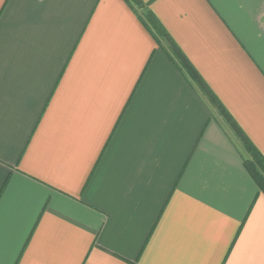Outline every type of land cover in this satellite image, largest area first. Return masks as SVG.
I'll use <instances>...</instances> for the list:
<instances>
[{
  "label": "crops",
  "instance_id": "1",
  "mask_svg": "<svg viewBox=\"0 0 264 264\" xmlns=\"http://www.w3.org/2000/svg\"><path fill=\"white\" fill-rule=\"evenodd\" d=\"M264 158V0H139ZM125 0H0V264H264L229 121Z\"/></svg>",
  "mask_w": 264,
  "mask_h": 264
},
{
  "label": "trees",
  "instance_id": "2",
  "mask_svg": "<svg viewBox=\"0 0 264 264\" xmlns=\"http://www.w3.org/2000/svg\"><path fill=\"white\" fill-rule=\"evenodd\" d=\"M128 4H130L131 7H135L140 10V20L142 24L145 25V27L155 36L164 37L166 39L167 35L163 32L160 25L155 20L154 16L149 12H144L145 5L142 4L139 0H125ZM171 47V53H172V60L177 62V65L186 72L188 77L194 81L199 88L203 91L205 96L209 99V101L214 104L219 112L229 121L231 127H233L236 132L240 135L244 145L245 149L250 155V160L244 162V167L246 171L251 176L252 180L258 187L259 191L264 195V158L249 144L247 139L242 136L241 132L236 128L235 124L232 122V120L228 117L226 112L223 110V108L217 104L215 98L210 93V91L205 87V85L202 83L201 79L195 72V70L191 67V65L188 63V61L185 59V57L182 55V53L178 50V48L170 42L168 39Z\"/></svg>",
  "mask_w": 264,
  "mask_h": 264
}]
</instances>
